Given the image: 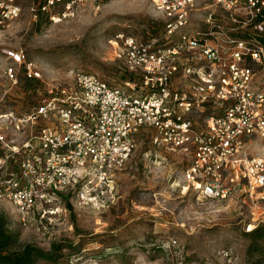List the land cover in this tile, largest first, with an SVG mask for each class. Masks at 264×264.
<instances>
[{"label":"built area","instance_id":"obj_1","mask_svg":"<svg viewBox=\"0 0 264 264\" xmlns=\"http://www.w3.org/2000/svg\"><path fill=\"white\" fill-rule=\"evenodd\" d=\"M24 1L33 3L36 17L59 22L86 0H0V26L19 17ZM198 1L153 0L166 21L161 37L139 39L131 25L115 36L136 79L125 84L137 92L77 70L72 85L47 86L29 112L0 114V129L28 135L19 146L0 131L7 158L18 165L1 183L0 197L25 221L60 192L76 193L85 206L103 203L145 128L153 130L156 147L192 156L185 180L202 199L227 200L240 186L252 196L264 190V159L243 151L248 140L264 139V0H204L223 14L210 12L204 28L188 36L182 31ZM7 57L27 79L42 80L24 51ZM6 74L15 80L18 72L10 66ZM208 110L204 129L188 118Z\"/></svg>","mask_w":264,"mask_h":264},{"label":"rangeland","instance_id":"obj_2","mask_svg":"<svg viewBox=\"0 0 264 264\" xmlns=\"http://www.w3.org/2000/svg\"><path fill=\"white\" fill-rule=\"evenodd\" d=\"M18 5L19 17L0 26V114L29 110L32 99L46 95L45 86L72 85L77 70L137 92L125 84L134 75L119 55L115 36L131 25L139 39L161 37L166 22L153 0H86L59 22L46 14L36 17L31 1ZM196 7L193 22L182 31L188 36L204 28L202 19L210 12L223 14L212 1L199 0ZM8 51L25 52L42 74L39 89L12 64ZM10 66L18 72L15 80L6 74ZM209 111L188 118L204 129ZM6 128L0 131L16 145L28 139L27 133ZM153 134L145 128L136 136V150L115 174L103 203L85 206L76 193L60 192L25 221L13 202L0 197V213L19 237L14 249L32 245L50 252V259L36 264H247L251 241L246 230L264 224V190L252 196L240 186L227 200L202 199L185 180L192 156L156 147ZM243 151L264 159V139L248 140ZM5 159L7 164L0 160V187L18 169L14 160Z\"/></svg>","mask_w":264,"mask_h":264},{"label":"trees","instance_id":"obj_3","mask_svg":"<svg viewBox=\"0 0 264 264\" xmlns=\"http://www.w3.org/2000/svg\"><path fill=\"white\" fill-rule=\"evenodd\" d=\"M27 80L30 83H35L34 86L37 87L36 89H39L42 85L38 79ZM127 80L132 82L136 79L135 77H130ZM38 100L39 99H37V101L32 99V106L30 109L21 113L29 112L36 105ZM7 156V152L3 149V156L0 160H5ZM12 173L13 172L10 174ZM10 174L8 175L10 176ZM246 235L251 241L248 248L249 260L247 264H264V224L259 225L257 228L252 230V232L246 233ZM18 241V235L12 233L9 229L8 217L5 214L0 213V264H36L40 259H50V252L32 245H25L23 248L18 250L14 249V247L18 244ZM58 248L59 247L57 245H53L54 250H58Z\"/></svg>","mask_w":264,"mask_h":264}]
</instances>
